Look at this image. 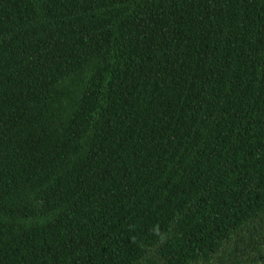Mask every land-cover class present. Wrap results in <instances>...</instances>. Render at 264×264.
Segmentation results:
<instances>
[{
  "label": "trees",
  "instance_id": "1",
  "mask_svg": "<svg viewBox=\"0 0 264 264\" xmlns=\"http://www.w3.org/2000/svg\"><path fill=\"white\" fill-rule=\"evenodd\" d=\"M0 264H264V0H0Z\"/></svg>",
  "mask_w": 264,
  "mask_h": 264
}]
</instances>
